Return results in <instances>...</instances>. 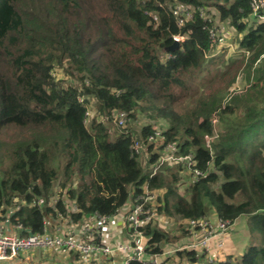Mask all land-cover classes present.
<instances>
[{"label": "trees", "instance_id": "1", "mask_svg": "<svg viewBox=\"0 0 264 264\" xmlns=\"http://www.w3.org/2000/svg\"><path fill=\"white\" fill-rule=\"evenodd\" d=\"M178 4L192 11L181 24L172 14ZM263 17L251 0H0V213L8 210L22 235L42 233L45 219L63 230V219H115L146 186L156 205L142 227L145 257L189 243L187 221L213 212L231 222L245 217L247 232L257 228L259 239L250 236L242 253L222 260L181 249L164 263L264 264ZM214 18L235 31L248 60L226 49L213 55ZM174 36L182 39L169 50ZM238 72L249 85L223 104ZM118 111L137 129L110 131ZM213 113L220 122L209 149L203 136L212 134ZM140 116L146 121L138 124ZM155 129L176 154L193 156L196 180L183 161L149 176L161 154L148 141ZM133 138L145 161L131 155ZM50 251V264H113Z\"/></svg>", "mask_w": 264, "mask_h": 264}, {"label": "built area", "instance_id": "2", "mask_svg": "<svg viewBox=\"0 0 264 264\" xmlns=\"http://www.w3.org/2000/svg\"><path fill=\"white\" fill-rule=\"evenodd\" d=\"M264 6L263 0H251L252 12L257 13ZM172 14L177 18L179 24L184 19L192 15L191 9L178 4L172 8ZM264 18V17H263ZM218 29L209 31L211 39L218 35ZM182 39L174 36V43ZM250 54L249 51H245ZM115 123L119 127H124L127 121V115L123 111H118L114 117ZM216 118H211L213 131L211 135H204L205 147L210 149L211 141L217 137V129L214 123ZM148 141L157 144L161 149L158 160L152 165L150 177L153 176L164 163H173L183 161L185 166L191 172L193 180H196L201 172L195 167V162L191 154L178 155L177 148L172 143L162 141L161 131L155 129L149 136ZM131 155L137 157H146L143 144L136 138L132 139ZM156 193L149 191L146 186L144 190L137 194L129 205L123 207L120 214L115 218L106 215L94 214V216L80 225L70 224L71 220L63 219L67 230L63 232L59 226L52 228L49 220L45 219V228L42 233H29L22 235V225L11 223L8 219L0 223V263L20 264L25 259L27 252L37 249H57L73 251L81 258L82 262H87L99 258H109L115 264V258L122 255L123 259L120 264H129L136 261L139 264H166L164 259L169 257L173 252L181 249L197 250L205 252L210 256V240L216 237L225 236L234 222L221 218L210 219L202 216L199 219H189L187 221V233L191 238L188 245L176 247L174 249H165L162 253L145 257L146 238L143 234L142 227L148 219L155 213ZM7 218V217H6ZM111 222H116L117 226L127 233L128 239L123 242L111 243L107 239L106 231ZM64 228V229H65ZM76 232H75V231ZM73 231L76 233L74 234ZM223 240H219V246H223ZM25 262V261H24Z\"/></svg>", "mask_w": 264, "mask_h": 264}, {"label": "rangeland", "instance_id": "3", "mask_svg": "<svg viewBox=\"0 0 264 264\" xmlns=\"http://www.w3.org/2000/svg\"><path fill=\"white\" fill-rule=\"evenodd\" d=\"M263 9H264V6H263ZM211 13L212 12L206 11V14L204 13L203 15L209 17L211 15ZM214 21H215V23L217 25V28H218V31L219 32H218V35H217V39H218V41H217V47L214 50L213 55H217L220 52V50H225L226 49L227 52H228V55L236 56V58H238V55L243 54V57L242 58H244L245 61L248 60V58L251 55L250 54H247L245 51H243L241 49H237V45L235 43L236 42L235 41L236 40L235 37L237 35H236L235 31L232 28H230L229 25L223 24L221 21H218L217 18H214ZM233 58H235V57H233ZM256 64L257 63H254L252 65V69L256 66ZM62 77L64 78V75ZM198 83L200 84V80L198 81ZM248 85H249V82H247L245 80V78L243 77L242 72H238L237 75H236V77H235L234 82L228 88V93L226 94L224 100L222 101L223 104H225L228 101L229 96L231 94L243 92L244 90L247 89ZM95 109H96V106L93 107V111H90V114L88 116L89 119L92 118V117H96ZM212 117H215L216 118V122L214 123V125H215V128L217 129V127L219 126V122H220V120H219V118L217 116V113H213L212 114ZM114 119L115 118L111 119L107 123L110 131L118 132L120 129L127 128V127H131V126L134 127V129H137V127H138V126H135L133 124V122H130L129 123L128 121H126V125L124 127H119L115 123ZM140 119H142V121H138V124L139 123L141 124L144 121H146V118L144 116H140ZM159 122H160V124L159 125L157 124V127L159 129H161L162 128V121L159 120ZM217 134H218V131H217ZM7 164H8V159H5L3 165H7ZM188 183H189L188 176L187 175L182 176L181 180H179V182H177V185L179 187L178 190L182 193L184 191L185 185L187 186ZM7 212H8V210L5 212V214ZM5 214H4V212L3 213H0V223L3 224V225H5V223L3 221L4 220L7 221V218H6L7 216ZM7 215H8V213H7ZM164 218H165V215H163V216H161V215L160 216L159 215L156 216V219H158L159 221L164 220ZM66 226H67L66 224H63V228H65ZM160 227H162L163 229L165 228L167 231H170L167 228L168 227L167 225L161 224ZM170 227H171V230L175 231V233L180 234V230H176L177 228L175 226L170 225ZM61 229H62V227H61ZM112 229L114 231H117L118 230V232H122L123 231V229H121L120 227L118 229H116V228H114L112 226ZM255 229H251V230L249 229V231H248V232H250V234H249L247 232V229H246V226H245V217H241L239 219V221H235L234 222V225L231 227V229L229 231H232L233 233L238 234V237L240 239L241 238L243 239L241 241L243 243L239 244V245H243L244 246L241 249V250H243L244 248H246L249 245V242H250V238L249 237L250 236L251 237L253 236L254 238H258L259 237L258 229L257 228H255ZM65 231H66V229H63V232H65ZM180 244H179V247H182L181 246L182 244L181 245ZM188 244L189 243L186 242L184 246H186ZM241 250L235 251L234 254L235 255H238L239 253H241L240 252ZM203 254L205 255V257H207L208 260H214V258H215L212 255H210V256L207 255L205 252H203ZM24 257H25V259L20 261V263H22V264L24 263V261H25L26 264H39V263L50 264L51 262L52 263H55L56 262V260H53V259H56L55 252L50 251V249H47L45 251L40 250V252H39L38 249L37 250L35 249L32 252H27ZM63 257H65V256H63ZM46 258L50 261V263L46 260ZM179 263L180 264H197V263H190L186 259H182Z\"/></svg>", "mask_w": 264, "mask_h": 264}, {"label": "crops", "instance_id": "4", "mask_svg": "<svg viewBox=\"0 0 264 264\" xmlns=\"http://www.w3.org/2000/svg\"><path fill=\"white\" fill-rule=\"evenodd\" d=\"M141 161H145L146 157L142 156L140 157ZM208 218L213 219L214 218V213L210 212L207 215ZM51 224V223H50ZM116 222H111V224L108 227V230L106 231V237L108 239V241H110L111 243H117V242H123L126 241L129 237L127 235L126 232L122 231V232H118L114 231L112 229V226L116 229L119 228V226L116 225ZM249 236V235H248ZM222 239L223 240V246H219V240ZM187 240V239H186ZM243 239L238 237V234L233 233L232 231H229L225 236L223 237H216L210 240V255L214 256L216 260H222L226 255L233 253L235 251H239L241 250L244 246L243 245H239L243 242H241ZM188 242H191V238L188 237ZM186 242V241H184ZM245 249V248H244ZM243 249V250H244ZM243 250H241L240 252L242 253ZM240 254V253H239ZM207 258V257H206ZM123 259V256L120 255L115 259V264H120L121 260ZM177 259L175 260V264L177 263Z\"/></svg>", "mask_w": 264, "mask_h": 264}, {"label": "water", "instance_id": "5", "mask_svg": "<svg viewBox=\"0 0 264 264\" xmlns=\"http://www.w3.org/2000/svg\"><path fill=\"white\" fill-rule=\"evenodd\" d=\"M177 43L175 42V43H173L168 49L169 50H173L174 48H176L177 47Z\"/></svg>", "mask_w": 264, "mask_h": 264}]
</instances>
